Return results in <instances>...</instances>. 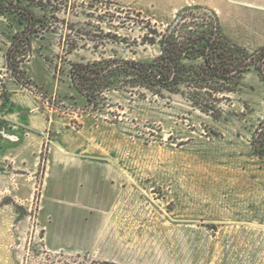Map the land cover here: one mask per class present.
I'll list each match as a JSON object with an SVG mask.
<instances>
[{
  "label": "rangeland",
  "instance_id": "374dc122",
  "mask_svg": "<svg viewBox=\"0 0 264 264\" xmlns=\"http://www.w3.org/2000/svg\"><path fill=\"white\" fill-rule=\"evenodd\" d=\"M21 2L44 28L31 37L18 83L4 52L24 24L0 15V142L11 122L21 123L14 89L18 115L41 116L31 137L40 148L32 174L0 161V264H103L52 250L42 225L51 217L49 241L56 233L69 241L83 221L70 193L104 187L131 201L140 220L169 224L168 233L165 225L137 232L145 246L155 237V251L170 264H264V161L249 146L264 118V85L254 70L217 116L180 95L118 84L89 103L69 74L71 64L105 58L150 62L160 53L158 35L188 7L212 13L227 40L252 52L264 46V0Z\"/></svg>",
  "mask_w": 264,
  "mask_h": 264
},
{
  "label": "trees",
  "instance_id": "16d2710c",
  "mask_svg": "<svg viewBox=\"0 0 264 264\" xmlns=\"http://www.w3.org/2000/svg\"><path fill=\"white\" fill-rule=\"evenodd\" d=\"M21 1L0 0V15L18 16L24 24L4 52L6 70L18 83L24 80L21 65L31 53V37L44 28L41 19L24 9ZM197 10L200 13L195 14ZM218 25L206 9L185 8L158 35L160 53L150 62L105 58L71 64L70 79L89 103L118 84L122 90L138 88L159 97L180 95L200 111L217 116L221 104L249 71L254 70L264 85V46L249 52L227 40ZM151 30L157 35L156 29ZM249 146L252 155L264 161V118L253 129Z\"/></svg>",
  "mask_w": 264,
  "mask_h": 264
},
{
  "label": "crops",
  "instance_id": "0c3cea01",
  "mask_svg": "<svg viewBox=\"0 0 264 264\" xmlns=\"http://www.w3.org/2000/svg\"><path fill=\"white\" fill-rule=\"evenodd\" d=\"M8 92L12 94L10 101L13 103V114L22 124L10 121L12 124H9L0 142V161L11 164L19 171L32 174L36 170V153H39L40 148L39 142L31 138L36 131L32 126V120L35 117L38 121L42 119L41 116L32 114L19 116L17 111L21 107L19 94L14 89ZM107 188L104 187V191L90 190L87 193L68 194L71 198L70 202L67 201L68 204L80 210L77 217L83 221L76 225L75 236L69 241H62L61 234L56 233L54 242H50L48 227L52 220L50 217L42 226L45 230L46 242L52 250L67 248L77 253L84 252L91 259L103 264H170L159 258L160 254L155 251L153 242L155 237H150L148 245L145 246L140 242L142 237L137 232L141 226L151 225V229H155L163 228L165 225V231L168 233L169 224H164L162 221L148 223L140 220V213L130 208L131 201L118 200L115 196L121 194L110 192ZM55 189L61 195L67 194L59 187Z\"/></svg>",
  "mask_w": 264,
  "mask_h": 264
}]
</instances>
